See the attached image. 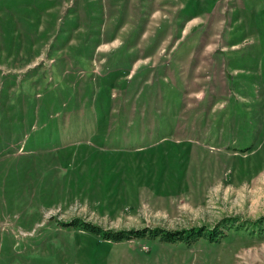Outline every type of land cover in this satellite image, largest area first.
Returning <instances> with one entry per match:
<instances>
[{
  "label": "rangeland",
  "instance_id": "374dc122",
  "mask_svg": "<svg viewBox=\"0 0 264 264\" xmlns=\"http://www.w3.org/2000/svg\"><path fill=\"white\" fill-rule=\"evenodd\" d=\"M0 264H264V0H0Z\"/></svg>",
  "mask_w": 264,
  "mask_h": 264
},
{
  "label": "trees",
  "instance_id": "16d2710c",
  "mask_svg": "<svg viewBox=\"0 0 264 264\" xmlns=\"http://www.w3.org/2000/svg\"><path fill=\"white\" fill-rule=\"evenodd\" d=\"M77 220L73 224H78L82 229L88 230L92 233H100L106 238H112L114 240H120L123 238H131V237H143L148 236L151 238L158 237V239L171 242L175 240H181L186 243L192 242V240L197 239V237H203L207 240H215L219 238V234L217 233V229L215 228H207L206 226H197L192 227L188 230L187 234L184 233L186 230H173L169 231L161 227H143V228H135V229H120V230H111V229H103L96 224H93L88 221H82L80 219Z\"/></svg>",
  "mask_w": 264,
  "mask_h": 264
}]
</instances>
